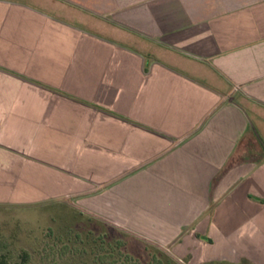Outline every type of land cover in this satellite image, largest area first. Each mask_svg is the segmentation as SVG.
<instances>
[{"label": "crops", "instance_id": "crops-1", "mask_svg": "<svg viewBox=\"0 0 264 264\" xmlns=\"http://www.w3.org/2000/svg\"><path fill=\"white\" fill-rule=\"evenodd\" d=\"M2 147L27 195L264 264V0H0Z\"/></svg>", "mask_w": 264, "mask_h": 264}, {"label": "rangeland", "instance_id": "rangeland-1", "mask_svg": "<svg viewBox=\"0 0 264 264\" xmlns=\"http://www.w3.org/2000/svg\"><path fill=\"white\" fill-rule=\"evenodd\" d=\"M0 151L3 160L9 157L10 153L5 147ZM11 166H14L15 172L11 171ZM0 167L3 168L0 171V241H4V235L10 242H3L9 245L0 248V254H5L10 264H76L67 250L62 254L60 247H48L50 239L45 237V233L48 228L64 230L71 225V228L76 229L75 222L78 223V220L73 219L70 213L75 215L76 211L81 212L77 204L79 196L51 200L43 195H27L24 193L26 174L22 178H9L17 173V164L3 161ZM12 182L19 183V187H11ZM93 227L99 229L98 225ZM163 250L173 258L169 247L164 246ZM24 253L27 257L22 261L21 256ZM174 260L179 264H194L185 259Z\"/></svg>", "mask_w": 264, "mask_h": 264}, {"label": "trees", "instance_id": "trees-1", "mask_svg": "<svg viewBox=\"0 0 264 264\" xmlns=\"http://www.w3.org/2000/svg\"><path fill=\"white\" fill-rule=\"evenodd\" d=\"M70 214L78 220L76 229L71 228L72 225L64 230L48 228L45 237L50 239V245L45 246L60 247L62 254L67 250L76 264H179L158 248L99 224L79 211ZM97 225L99 229H94L93 226ZM2 239L0 248H6L9 244L3 242L10 243L8 237L3 235ZM26 257L24 253L22 261ZM0 264H10L5 254H0Z\"/></svg>", "mask_w": 264, "mask_h": 264}]
</instances>
